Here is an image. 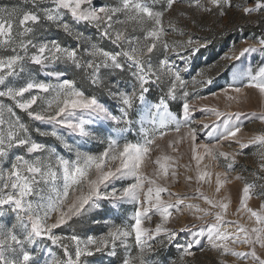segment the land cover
<instances>
[{"label":"snow or ice","instance_id":"obj_1","mask_svg":"<svg viewBox=\"0 0 264 264\" xmlns=\"http://www.w3.org/2000/svg\"><path fill=\"white\" fill-rule=\"evenodd\" d=\"M208 254L264 264V0H0V264Z\"/></svg>","mask_w":264,"mask_h":264},{"label":"rangeland","instance_id":"obj_2","mask_svg":"<svg viewBox=\"0 0 264 264\" xmlns=\"http://www.w3.org/2000/svg\"><path fill=\"white\" fill-rule=\"evenodd\" d=\"M7 2V0H5ZM99 3H107L108 0H98ZM233 43H239L238 34L235 33H226L224 35H215L213 37V44L210 45L206 50H202L198 54L197 58L191 66V72L193 75L202 68H207L216 62H221V58L229 53V50ZM219 83H223L221 79ZM213 91L216 89L213 88ZM211 102V101H210ZM199 118H204L200 116ZM248 162H251L249 160ZM235 191V189H233ZM211 254L201 257L202 264H211Z\"/></svg>","mask_w":264,"mask_h":264}]
</instances>
